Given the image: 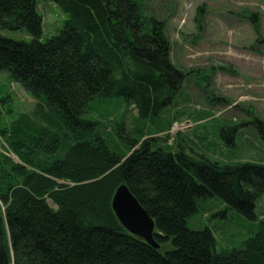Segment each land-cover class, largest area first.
I'll use <instances>...</instances> for the list:
<instances>
[{
	"label": "trees",
	"instance_id": "trees-1",
	"mask_svg": "<svg viewBox=\"0 0 264 264\" xmlns=\"http://www.w3.org/2000/svg\"><path fill=\"white\" fill-rule=\"evenodd\" d=\"M53 1L67 18L44 41L37 0H0V29L30 36L0 35V70L37 100L35 119L0 126V264H264V219L219 252L209 227L186 224L213 196L256 219L263 162L192 156L142 132L122 146L87 116L92 102L119 96L143 121L170 103L185 74L170 61L165 22L146 15L143 0ZM121 183L153 218L159 249L114 214Z\"/></svg>",
	"mask_w": 264,
	"mask_h": 264
},
{
	"label": "rangeland",
	"instance_id": "rangeland-1",
	"mask_svg": "<svg viewBox=\"0 0 264 264\" xmlns=\"http://www.w3.org/2000/svg\"><path fill=\"white\" fill-rule=\"evenodd\" d=\"M143 8L146 15L165 22L170 61L185 74L182 87L154 119H138L123 96L92 102L87 116L104 123L122 146L130 143L124 136L133 140L142 132L141 140L158 136L153 144H169L188 155L231 164L264 163V141L254 119L264 121V0H143ZM37 11L46 41L67 16L53 0H37ZM0 35L30 39L23 29H0ZM36 103L0 70V126L22 113L35 119ZM255 214L256 219H249L213 196L198 200L186 224L191 229L209 227L219 252L239 247L259 229L264 195L256 201Z\"/></svg>",
	"mask_w": 264,
	"mask_h": 264
},
{
	"label": "water",
	"instance_id": "water-1",
	"mask_svg": "<svg viewBox=\"0 0 264 264\" xmlns=\"http://www.w3.org/2000/svg\"><path fill=\"white\" fill-rule=\"evenodd\" d=\"M111 206L122 226L130 233L144 239L150 246L159 249L154 238L155 222L146 209L132 194L127 184H119L111 199Z\"/></svg>",
	"mask_w": 264,
	"mask_h": 264
}]
</instances>
